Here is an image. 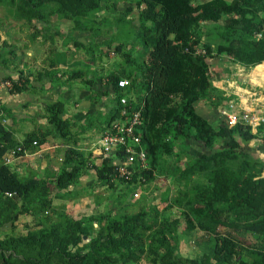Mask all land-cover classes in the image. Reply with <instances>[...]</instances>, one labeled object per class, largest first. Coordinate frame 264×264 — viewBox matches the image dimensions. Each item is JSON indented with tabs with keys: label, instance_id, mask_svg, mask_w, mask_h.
<instances>
[{
	"label": "trees",
	"instance_id": "trees-1",
	"mask_svg": "<svg viewBox=\"0 0 264 264\" xmlns=\"http://www.w3.org/2000/svg\"><path fill=\"white\" fill-rule=\"evenodd\" d=\"M0 6L25 31L19 44L2 41L0 34V88L19 94L31 87L30 79L19 75L24 73L20 63L9 61L10 48L20 46L22 57L37 46L40 34L47 40L60 20L69 28L63 45L85 50L82 56L92 64L87 73L70 68V80L91 74L84 82L104 81L105 96L113 98L103 130L123 110L141 111L136 130L147 153L146 165L138 159L127 164L129 177L115 175L125 150L92 159L91 153L88 157L70 146L59 169L47 177L22 176L13 164L0 163V226L25 213L37 220L27 224L25 233L0 237V264H264V123L255 131L244 121L231 125L221 113L216 124L197 109L218 79L212 58L247 68L264 62V0H0ZM203 24L223 32H209L203 42ZM81 37L89 38L88 43H80ZM199 46L205 54L197 53ZM61 53L58 63L67 52ZM111 54L117 59L108 66ZM256 69L261 71L264 64ZM120 79L129 84L120 87ZM259 90L264 94V87ZM99 96L92 94L97 102ZM65 113L62 101L47 108L48 125L58 133L72 125L61 116ZM7 119L17 122L0 89V159L9 153L16 159L26 148L14 138ZM35 131L25 140L34 145L36 135L40 146L48 134L41 137ZM61 136L74 142L78 138L72 132ZM193 144L202 148L196 154ZM163 169L173 178L170 188L176 189L181 207H176L175 196L158 202L149 198L147 190L159 182ZM89 170L100 181L95 187L104 186L113 198L122 187L118 194L128 198L127 206L79 218L71 205L54 208L55 199L72 205L79 200L80 191L70 187L79 188ZM180 234L206 237L207 249L183 255Z\"/></svg>",
	"mask_w": 264,
	"mask_h": 264
},
{
	"label": "crops",
	"instance_id": "crops-1",
	"mask_svg": "<svg viewBox=\"0 0 264 264\" xmlns=\"http://www.w3.org/2000/svg\"><path fill=\"white\" fill-rule=\"evenodd\" d=\"M3 38L4 37H2V40ZM70 44L64 46L62 43L60 46H51L43 50L37 48L25 49L26 51L20 58V66L21 69L23 68L24 73L19 72V75L23 74L25 78H29L31 87L25 88L26 90L19 94H13L9 92L8 88L3 86L0 88L1 97L7 107L11 108L13 116L17 119V122L12 119H7V123L9 127L12 128L11 130L13 131L14 138L22 142L26 148L24 156L15 159L13 153H9L3 159H0V163L13 164L14 168L22 176L37 174L40 177H47V175H50L53 171H57L60 162L65 156V151L70 146L76 145L77 148L83 151L88 157H90L89 153H91L92 159L101 156V153L98 152L101 148V137L105 131L103 127L106 126L105 124L108 119L107 114L112 104L109 101L113 96L112 94L105 96L104 81L95 80L92 83L84 82L92 77L91 74L88 76L82 74L83 77L70 80V76L73 72L69 69L74 68L77 70L75 67L76 62L81 59L83 61L87 60L74 50L73 44ZM199 48L204 49L203 46H199ZM62 51H66L67 53L63 61L58 63L57 57L59 54H62ZM40 56H43V62L39 60ZM211 64L212 68L218 72V79L214 84L215 87H212L207 97L199 100L197 104L198 111L208 115L211 120L217 124L220 121L221 110L230 107V103L236 105L237 112L259 110L261 109V105L263 107L264 94L259 89L260 87H264V69L258 71L256 68L264 64V62L254 67L247 68L244 65L228 62L227 58L225 61L212 58ZM46 70L47 72L45 73L44 71ZM82 71L87 73L90 70L83 67ZM3 75L4 72H1L0 76ZM16 77H18V75H16ZM83 83L87 84V86H84L87 88L81 87ZM94 91H97L100 95L99 98H101V100L99 102L92 98ZM257 94H259V97L261 96L260 102H256V99H258ZM57 101H62L66 106V113L61 116L65 119L72 120V125L69 127L70 129L62 128L59 130L60 134L55 128L48 125L46 118L49 104ZM214 101L219 107H216ZM91 122H95L96 124L89 125ZM34 129H36L35 132H38L41 137H43L45 132L48 134L47 141L40 146L36 145V135L32 136L34 145L32 142L28 143V140L27 142L25 140L27 135ZM254 130L256 131V127ZM70 132L77 135L78 138L76 142L68 136H61L62 134ZM197 148L200 147H198L197 144H193L191 152L196 154L198 152ZM185 159L186 157L183 158V160ZM165 164L166 162H164V165ZM157 177L160 179L159 182L151 183L150 188L147 190L149 198L153 199L154 197L157 202L160 201L162 197H167V195L173 198L174 195L177 194V191L173 187L172 189L170 188L173 182V178L170 177V172L163 169L162 174ZM97 181H99V179L97 178L96 172L89 170L88 174L83 176L82 185L79 186V188L70 187V189H78L80 191L79 195L81 197L79 200L90 196L92 206L91 213L97 210H105L107 205L105 202L106 200L113 211L115 209L119 211L121 205L127 206L128 201L126 202V200L128 198L123 200V197H120L118 194L123 190L122 187L117 191V194L113 193V196H116L113 198L112 193L106 191L104 186L95 187ZM160 184H163V186H160ZM167 192H169V194H166ZM79 200L75 201V204H77ZM61 203L67 204L69 207L73 202L71 201L70 203L66 200L55 199L54 208H57ZM31 220L37 222L34 216L25 213L19 215L18 219L14 220V222L10 221L4 223L0 226V237L3 238L7 235L25 233V227Z\"/></svg>",
	"mask_w": 264,
	"mask_h": 264
},
{
	"label": "rangeland",
	"instance_id": "rangeland-1",
	"mask_svg": "<svg viewBox=\"0 0 264 264\" xmlns=\"http://www.w3.org/2000/svg\"><path fill=\"white\" fill-rule=\"evenodd\" d=\"M197 1L198 0H196L195 2H197ZM19 22L20 21L19 20L17 21L16 19H14V17L11 16L3 6H0V34H1V37H4L3 40L10 41L11 44L12 43L13 44H19V42L21 43V41H23V40L19 41V39H21V38L24 39L25 31H23V29H22V27L20 25L22 23H19ZM55 22H57V21H55ZM57 24H58V26L57 25H53V27L50 29V34H47V37L45 36L47 38V40H45L44 36H41V34H40V36H38V39L35 41V44L37 45L35 48L43 50V49H46V48L51 47V46H55V47H57L58 45L60 46L63 43V39L66 38L67 35H68L67 30L69 28L66 25L62 24V22L60 20H58ZM33 30L35 31V29H33V28H32V30H29V31L32 32ZM43 31H46V29H44ZM201 31L204 32V34H202V36H203L202 39H203V42H204V41H207L206 36H207V34L209 32L214 35V31H215V33L216 32L218 33V31H219V34H221V32H223V29L221 27H219V26H214V24L212 26H208V25H204L203 24L202 27H201ZM62 33H63V36L60 35ZM69 36H71V34H69ZM2 41L0 42V44L2 43ZM43 41H45V42H43ZM88 41H89V38H86V37L85 38L84 37L83 38L82 37L79 38V42L80 43L87 44ZM70 45H72V43ZM19 48H20V46H18V48H16L14 45L10 48L12 50V53L10 54V60H9V61H11V64L13 62L15 64L20 63L21 55L18 52ZM129 51H130L129 53L133 57H136L138 55L137 51H135V50H129ZM76 52L78 54H80L81 56H82V54L86 53L85 50H77ZM201 52H202L201 48H199V53H201ZM113 56H114V54H111L112 58H111L110 62L108 63V66H110L111 62H113V61H115L117 59V58H115ZM39 60L41 62H43V56H40ZM91 65L92 64H90V62H88V60L83 61L81 59V60H78L76 62L75 67L77 68V70L79 69L80 71L83 70V67L85 69L88 68L89 70H91ZM240 73H242V72H240ZM84 86H87V84L83 83L81 85V87L87 88V87H84ZM257 96H258V99H256V102H260L261 96L259 97V94H257ZM236 108L237 107H236L235 104L230 103V107L222 109L221 112L223 114L227 115L226 113H229L231 110L237 111ZM260 108L261 109H259V110H251L252 112L256 111V113L260 112L259 114L255 115L252 118L251 122H253V125H258L257 122L262 117H264V109H263L262 105H261ZM251 143H252L251 145H255L256 144V146H257L259 141L255 142V143L253 141H251ZM98 153H102L101 148L99 149ZM260 155L262 157H264V149H261ZM174 196L176 197V198L174 197L176 199V203L174 202L176 207H181V205H180L181 199L178 198V193L176 195H174ZM71 206H72V209H73V212H74V215H75L76 218L83 217L86 214L91 215L92 206H91V202H90V196H87L84 199L79 200V202L77 204H73L72 205V203H71ZM108 207H110L109 204L106 205V209ZM57 208L58 209L63 208L62 210H64V209L67 210L68 206H67V204L65 205V204L61 203ZM114 212H118V210L115 209ZM169 215L172 216V217L174 216L173 212H169ZM195 236L196 237L180 234V236L178 238V242H179L180 251H181V253L183 255H190L192 253H196V254L200 253L201 254L202 250L207 249L208 244H209L208 243V239L206 237H203V238L200 239V237L198 235H195ZM198 240H200L199 243H197Z\"/></svg>",
	"mask_w": 264,
	"mask_h": 264
},
{
	"label": "built area",
	"instance_id": "built-area-1",
	"mask_svg": "<svg viewBox=\"0 0 264 264\" xmlns=\"http://www.w3.org/2000/svg\"><path fill=\"white\" fill-rule=\"evenodd\" d=\"M200 54H205L206 51L201 49ZM197 53H199V48L197 47ZM120 87H126L129 84V80L120 79L118 82ZM122 102H126L123 98ZM264 109V105H263ZM260 112L244 111V113H239L235 110H231L226 113L228 120L231 125L236 124L238 121H244L250 124L252 127H257L260 123H264V117H262L257 123L258 125H253L251 122L252 118L259 114ZM142 123V113L134 111V113L128 114L126 110L121 112L118 120H115L105 131L101 137V154L110 153L113 151L125 150V160L124 164L119 165L116 168V176L119 177H129L130 172L127 164H131L136 159L140 160L142 164L147 163V153L141 147L142 138L137 133L138 126ZM137 196V194H135Z\"/></svg>",
	"mask_w": 264,
	"mask_h": 264
}]
</instances>
